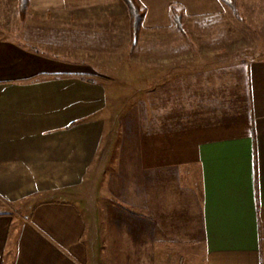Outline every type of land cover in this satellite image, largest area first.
Wrapping results in <instances>:
<instances>
[{
    "label": "crops",
    "instance_id": "obj_1",
    "mask_svg": "<svg viewBox=\"0 0 264 264\" xmlns=\"http://www.w3.org/2000/svg\"><path fill=\"white\" fill-rule=\"evenodd\" d=\"M130 45L123 0H0V264H264V60L159 80L135 141L81 79Z\"/></svg>",
    "mask_w": 264,
    "mask_h": 264
},
{
    "label": "rangeland",
    "instance_id": "obj_2",
    "mask_svg": "<svg viewBox=\"0 0 264 264\" xmlns=\"http://www.w3.org/2000/svg\"><path fill=\"white\" fill-rule=\"evenodd\" d=\"M219 2L223 9L200 14L188 11L181 3H172V25L163 29L162 41L153 38L159 31L147 29L136 47L131 41L127 51L119 48L117 60L112 58V73L81 76L95 85V97L106 98L112 104L101 106L103 115H116L122 131L133 128V140L140 138L143 104L157 96L159 80L195 68L264 60V0H236L240 17L228 4ZM172 7L184 13V34L172 18ZM101 62L103 69L106 62L110 64L109 59ZM107 124L110 136H114ZM93 175L94 171H87V177Z\"/></svg>",
    "mask_w": 264,
    "mask_h": 264
},
{
    "label": "trees",
    "instance_id": "obj_3",
    "mask_svg": "<svg viewBox=\"0 0 264 264\" xmlns=\"http://www.w3.org/2000/svg\"><path fill=\"white\" fill-rule=\"evenodd\" d=\"M123 1L127 4L128 9H129L131 41H132L133 47H136L140 40L143 23L146 17V10L142 8L138 0H123ZM222 1L231 7L236 17H240L239 11L236 6V0H222ZM19 4H20L21 16L24 19L30 7L31 0H19ZM171 14H172V18L174 22L176 23L179 31L184 34L185 33L184 13L182 11H179L176 7H172Z\"/></svg>",
    "mask_w": 264,
    "mask_h": 264
}]
</instances>
